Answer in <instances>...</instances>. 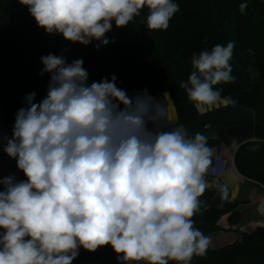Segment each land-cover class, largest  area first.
<instances>
[{"label": "clouds", "instance_id": "clouds-1", "mask_svg": "<svg viewBox=\"0 0 264 264\" xmlns=\"http://www.w3.org/2000/svg\"><path fill=\"white\" fill-rule=\"evenodd\" d=\"M19 2L46 33L85 46L95 40L97 49L110 42L113 21L127 26L147 8V28L167 30L180 11L174 0ZM247 7L241 3V13ZM234 46L193 54V71L179 86L197 108L235 103L214 87L236 79ZM41 62L40 75L50 73L46 97L36 103V93L28 94L12 137H3V151L26 179L0 178V264H73L81 248L104 246L117 264H191L205 256L211 240L193 217L210 207L200 199L213 163L206 136L190 138L183 125L161 130L162 101L147 89L129 96L115 75L89 85L82 59L69 64L48 54ZM220 191L226 200L228 188Z\"/></svg>", "mask_w": 264, "mask_h": 264}, {"label": "trees", "instance_id": "trees-1", "mask_svg": "<svg viewBox=\"0 0 264 264\" xmlns=\"http://www.w3.org/2000/svg\"><path fill=\"white\" fill-rule=\"evenodd\" d=\"M174 2L180 11L174 14L167 30L148 29L145 8L127 26L118 28L113 21L111 31L105 34L110 41L107 45L97 49L95 44L99 42L95 40L87 46L71 42L72 51H68L37 26L27 6L19 0H0V126L12 136L15 115L26 106L24 98L35 92L34 102L39 103L46 97L50 73L40 75L44 68L41 57L55 54L65 57L69 64L82 59L89 74V85L104 78L111 80L115 75L117 87L129 96L145 89L149 95L168 91L177 121L161 130L171 131L197 116L194 103L179 86L181 82L172 63L185 49L201 47L210 51L216 44L226 46L230 41L238 45L244 65L238 66L232 57L231 75L235 81L214 87L223 89L222 97H231L234 104L252 108L254 119L264 125V101L259 103L264 95V0ZM241 3L248 5L243 13L239 9ZM52 35L64 39L60 34ZM6 135L4 131L3 136ZM240 147L234 157L239 172L264 185V169L251 159H243L242 155L239 158ZM18 172L20 180H25L23 172L19 169ZM221 188L206 189L200 197L210 207L207 211L202 208L193 220L194 227L204 235L219 229L217 220L222 214L237 216L236 203L229 201V195L226 200L222 199ZM0 190H3L2 185ZM73 264H117V258L111 246L95 252L81 248ZM191 264H264V227L243 232L240 240L223 247H209L205 256H194Z\"/></svg>", "mask_w": 264, "mask_h": 264}, {"label": "crops", "instance_id": "crops-1", "mask_svg": "<svg viewBox=\"0 0 264 264\" xmlns=\"http://www.w3.org/2000/svg\"><path fill=\"white\" fill-rule=\"evenodd\" d=\"M204 48L183 50L172 68L180 82H186L192 70L191 59ZM233 59L238 66L244 65V58L237 44L234 46ZM167 95L165 96V94ZM162 101L167 107V118L164 125L174 124L177 113L168 91H158L151 95ZM264 101V95L259 103ZM196 107V106H195ZM196 119L185 123L189 137L201 133L207 138V145L213 150L212 166L206 176L207 189L214 190L226 186L229 201L236 203L237 216L222 214L217 224L218 231L205 236L211 240L210 248L216 249L238 241L242 232H250L256 227H264V185L239 172L235 164V153L240 147L239 158L252 160L264 169V125L254 119L252 108L234 103L218 104L211 109L197 108ZM163 125V126H164ZM151 127V125H149ZM8 134L11 135L10 131ZM212 140L213 143H208Z\"/></svg>", "mask_w": 264, "mask_h": 264}, {"label": "rangeland", "instance_id": "rangeland-1", "mask_svg": "<svg viewBox=\"0 0 264 264\" xmlns=\"http://www.w3.org/2000/svg\"><path fill=\"white\" fill-rule=\"evenodd\" d=\"M47 35L50 38L54 39L58 43V45L60 47H63L65 49H67L68 51H72L71 42H69V41H67L65 39L56 38L52 34H48L47 33ZM235 44L236 43H234V45ZM170 125H173V124L164 125L163 128H168ZM4 131L7 134L6 137H8V138L12 137L11 135L8 134L7 130H4V128L2 126H0V175H1L2 178L10 176V175H14L16 180L19 181L20 180V176H19L17 165H16V160L11 158V157H9L8 154L3 151V148L6 145V141L3 140ZM12 135H13V131H12ZM217 226H218V224H217ZM219 229H220V227H219ZM212 232H215V231H212ZM212 232H210V233H212Z\"/></svg>", "mask_w": 264, "mask_h": 264}]
</instances>
